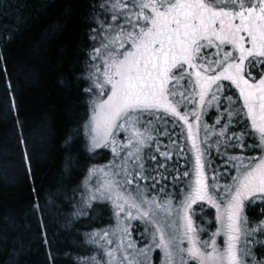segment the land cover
I'll return each instance as SVG.
<instances>
[{
  "label": "snow or ice",
  "instance_id": "snow-or-ice-1",
  "mask_svg": "<svg viewBox=\"0 0 264 264\" xmlns=\"http://www.w3.org/2000/svg\"><path fill=\"white\" fill-rule=\"evenodd\" d=\"M91 8L82 127L87 151L111 159L88 169L82 200L110 204L115 223L86 234L94 251L76 264H264V220L246 212L264 213V0Z\"/></svg>",
  "mask_w": 264,
  "mask_h": 264
},
{
  "label": "trees",
  "instance_id": "trees-1",
  "mask_svg": "<svg viewBox=\"0 0 264 264\" xmlns=\"http://www.w3.org/2000/svg\"><path fill=\"white\" fill-rule=\"evenodd\" d=\"M98 2L0 0V264H76L94 251L86 234L110 223L91 220L107 204L75 213L95 164L77 77L89 70Z\"/></svg>",
  "mask_w": 264,
  "mask_h": 264
},
{
  "label": "rangeland",
  "instance_id": "rangeland-1",
  "mask_svg": "<svg viewBox=\"0 0 264 264\" xmlns=\"http://www.w3.org/2000/svg\"><path fill=\"white\" fill-rule=\"evenodd\" d=\"M89 42H90V46H92V43H93V41H91L90 39H89ZM89 60V58L87 59V60H85L86 62ZM87 73V72H86ZM86 84H87V81L85 82ZM210 124H211V122H210ZM84 130V129H83ZM84 140H85V144H86V146H87V139H86V137H85V135H84ZM162 140H163V142H167V138H162ZM87 148V147H86ZM91 154V153H90ZM255 154H259V152H256ZM92 155V157H93V159L95 160V165H103V164H107L108 163V161L111 159V152L109 151V150H106V149H99V150H97V154L96 155H93V154H91ZM213 157H215V152H213ZM160 162H163V160H162V158L161 157H159V155L157 154V161H152V160H146V164H145V166L147 167V168H155V167H157V164L158 163H160ZM216 162L217 163H220V164H223V161H221L220 159H219V157H216ZM177 163V161H176V158L175 157H173V159L171 160V161H168L167 162V164H168V167H169V169L174 165V164H176ZM179 163L180 164H183L184 163V161L183 160H181V161H179ZM215 166V165H214ZM160 171H164L163 169H160ZM86 174H87V172H86ZM86 174H85V176H86ZM147 174V173H146ZM153 175H155L156 173L155 172H153L152 173ZM167 175L169 176V180H167V181H163L162 183H165V184H169V189L168 190H172V188H171V176L172 175H174V173H172V172H168L167 173ZM85 176H84V178H83V181H84V179H85ZM82 181V182H83ZM149 183H151V181L149 182ZM157 187H159V185L157 186ZM80 189H81V194H80V196H79V199H78V201H77V203H76V206H75V213L78 215V216H81V215H84V214H87L86 213V211H85V209H84V207H83V200H82V194H83V192H84V189H83V187H82V183H81V187H80ZM153 191H155V189L153 190ZM94 204H97V205H94ZM99 204H101L103 207H105V205H103V204H107L108 206V210L106 211V213L104 212H100V211H98V212H93L94 213V216L92 217V219L91 220H93V222L94 223H96V224H103L104 222H107V221H110V223H112V224H114L115 223V221H114V217H113V214H112V208H111V205L110 204H108V203H106V202H99V201H96V202H93V208H99L98 206H99ZM249 206H255V205H249ZM260 209H261V205L260 204H258L257 206H255L254 208H253V214H250V216H249V218H250V220H253V221H260V220H264V213H262L261 211H260ZM213 212H212V214H213V219H214V215H215V210L214 209H211ZM78 212H82L83 214H78ZM86 216V215H85ZM84 216V217H85ZM80 219V218H79ZM90 220V221H91ZM90 221H89V223H90ZM92 222V223H93ZM109 223V224H110ZM109 226V225H108ZM108 226H106V227H108ZM106 227H101V228H106ZM101 228H98V229H93V230H91V232L92 231H99ZM138 231H143V225L142 224H140V222L139 221H133V223H132V235H133V238H135V239H139V236H138ZM89 233V232H88ZM85 238H86V236H85ZM205 238H207L206 236H205ZM257 239H264V237H261V236H258L257 237ZM220 241H222V238H220ZM79 245V244H78ZM259 245L256 247V250L258 251L259 250Z\"/></svg>",
  "mask_w": 264,
  "mask_h": 264
},
{
  "label": "flooded vegetation",
  "instance_id": "flooded-vegetation-1",
  "mask_svg": "<svg viewBox=\"0 0 264 264\" xmlns=\"http://www.w3.org/2000/svg\"><path fill=\"white\" fill-rule=\"evenodd\" d=\"M205 120H206L207 122H209V123H210V122L213 123V112H212V111H210L209 115L205 117ZM229 151H230V152H233L234 154H238V153H240V149H230ZM257 152H258V150H257ZM258 204H259V203H257L255 206H257ZM255 206H249V207L246 209L247 214H248V212L252 211L253 208H254ZM212 212H213V211H212ZM248 216H250V214H249ZM257 246H258V245H257ZM257 246H256V247H257Z\"/></svg>",
  "mask_w": 264,
  "mask_h": 264
}]
</instances>
